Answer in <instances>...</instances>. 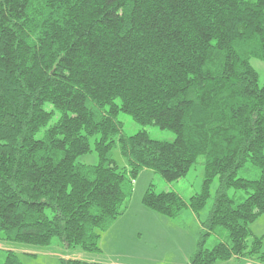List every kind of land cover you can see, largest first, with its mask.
Masks as SVG:
<instances>
[{
  "label": "trees",
  "instance_id": "1",
  "mask_svg": "<svg viewBox=\"0 0 264 264\" xmlns=\"http://www.w3.org/2000/svg\"><path fill=\"white\" fill-rule=\"evenodd\" d=\"M253 57L264 61V0H0V241L100 252L142 169L171 182L204 156L200 193L150 187L145 205L199 214L217 177L192 263L264 264L251 229L264 213V84ZM120 113L176 137L129 135ZM92 139L99 162H77ZM248 162L258 178L238 176ZM232 188L247 197L236 202ZM218 227L229 240L206 247ZM2 264L24 263L7 250Z\"/></svg>",
  "mask_w": 264,
  "mask_h": 264
},
{
  "label": "rangeland",
  "instance_id": "2",
  "mask_svg": "<svg viewBox=\"0 0 264 264\" xmlns=\"http://www.w3.org/2000/svg\"><path fill=\"white\" fill-rule=\"evenodd\" d=\"M251 64L259 74L261 84H264V61L253 57ZM47 110L53 106L45 103ZM59 117V112L54 114L50 124ZM119 119L123 122L124 131L133 135L144 131L151 138L161 141H173L176 137L171 130L161 129L154 123L141 125L130 115L120 113ZM41 129L37 136H41ZM92 151L80 156L77 162L85 165H95L99 156L94 150V139L91 140ZM112 157L120 169L128 167V160L122 154L120 146L112 149ZM204 160L201 156L188 173L175 181L168 182L160 174L142 169L133 182V193L129 199L128 207L100 237V252H87L82 249L71 250L70 253L105 264H193L198 241L203 232L202 222L205 221L213 204L219 180L216 177L210 185V199L207 204L195 213L191 208H184L176 217H170L151 208L144 203V195L148 188L156 192L175 191L185 200L202 191L204 181ZM239 177L258 178L260 169L248 162L238 173ZM236 202H242L246 197L245 191L229 190ZM251 229L255 236L262 240L264 250V213L252 224ZM229 231L218 227L207 237L205 246L213 247L219 241H228ZM59 239H54L51 245H33L19 242L0 241V264L5 262L7 250H13L24 264H60L64 248H61ZM214 264H261L257 261H242L232 259L229 262L217 261Z\"/></svg>",
  "mask_w": 264,
  "mask_h": 264
},
{
  "label": "crops",
  "instance_id": "3",
  "mask_svg": "<svg viewBox=\"0 0 264 264\" xmlns=\"http://www.w3.org/2000/svg\"><path fill=\"white\" fill-rule=\"evenodd\" d=\"M128 207V206H127ZM63 256H68V257H74V258H79V259H83V260H87V261H94V259H87V258H83V257H80V256H75L73 254L70 253V251H63ZM61 256V257H63ZM97 262V261H96Z\"/></svg>",
  "mask_w": 264,
  "mask_h": 264
}]
</instances>
